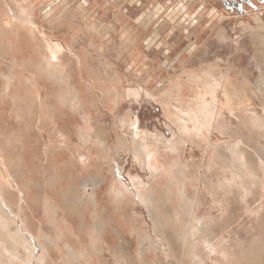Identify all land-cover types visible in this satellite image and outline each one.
<instances>
[{"label": "rangeland", "instance_id": "1", "mask_svg": "<svg viewBox=\"0 0 264 264\" xmlns=\"http://www.w3.org/2000/svg\"><path fill=\"white\" fill-rule=\"evenodd\" d=\"M109 2L0 0V264H264V130L246 126L264 118V0ZM116 9L135 25L142 20L136 39L124 37ZM13 41L24 63L12 60ZM51 43L63 44L65 75L48 70ZM187 69L228 76L236 105L249 111L223 114V126L214 120L199 132L189 116L202 115L193 94H175L171 105L152 95ZM116 71L114 109L97 82H114ZM79 87L90 91L81 103ZM136 129L156 136L168 174H152ZM132 178L145 179L147 203ZM115 179L130 199L113 196Z\"/></svg>", "mask_w": 264, "mask_h": 264}, {"label": "bare ground", "instance_id": "2", "mask_svg": "<svg viewBox=\"0 0 264 264\" xmlns=\"http://www.w3.org/2000/svg\"><path fill=\"white\" fill-rule=\"evenodd\" d=\"M97 1V0H96ZM206 1H208V0H206ZM25 2H26V0H25ZM29 2V1H28ZM14 3H16V2H14ZM86 3H88V0H86ZM108 3L110 4V2H109V0H108ZM108 3H106V6H109V4ZM195 3V2H194ZM209 3V2H208ZM220 4V3H219ZM21 5H23V6H25V3L24 4H21ZM95 5H97V4H95ZM192 5V4H191ZM213 5V4H212ZM18 6V5H17ZM184 6H186V5H184ZM214 6V5H213ZM218 6V5H217ZM82 7V6H81ZM85 7V6H84ZM183 7V6H182ZM20 8V7H19ZM47 8V7H46ZM21 9V8H20ZM83 9V8H82ZM85 10H83V11H85L86 12V8H84ZM94 9V8H93ZM217 9V8H216ZM106 10V9H105ZM205 11L207 10V8L206 9H204ZM26 11V10H25ZM24 11V12H25ZM96 11V10H95ZM200 11V10H199ZM204 11V12H205ZM213 11V10H212ZM216 11V10H215ZM18 12V11H17ZM22 12V11H21ZM33 12V11H32ZM79 12V11H78ZM90 12V11H89ZM108 12V11H107ZM180 12H183V11H180ZM211 12V11H210ZM209 12V13H210ZM214 12V11H213ZM28 13V12H27ZM82 13V12H81ZM179 13V12H178ZM178 13H176V14H178ZM4 14V13H3ZM23 14V13H22ZM21 14V15H22ZM33 14V13H32ZM48 14V13H47ZM78 14V13H77ZM83 14H85V13H83ZM86 14H88V13H86ZM92 14V13H91ZM105 14V13H104ZM133 14V13H132ZM191 14V13H190ZM201 14V13H200ZM199 14V15H200ZM214 14V13H213ZM30 15H31V13H30ZM34 15V14H33ZM108 15V14H107ZM115 15H116V19L118 20V21H120V23L123 25L124 24V27L126 28V33H125V36L124 37H126V38H129L130 40H133V39H136L138 36H139V34L141 33V30H140V24L142 23V20L141 19H138V23L135 25L130 19H129V17L125 14V13H123L121 10H118V9H116L115 10ZM182 15V14H181ZM180 15V16H181ZM198 15V16H199ZM19 16V15H18ZM38 16V15H37ZM89 16V15H88ZM91 16V15H90ZM201 16H202V14H201ZM31 17V16H30ZM81 17V16H80ZM85 17H87V16H85ZM96 17V16H95ZM84 18V17H83ZM82 18V19H83ZM114 18V17H113ZM213 18V17H212ZM8 19V18H7ZM21 19H24L25 20V18H21ZM32 19V18H31ZM30 19V20H31ZM39 19H41V18H39ZM81 19V18H80ZM81 19V20H82ZM198 19V18H197ZM178 20V19H177ZM10 21V20H9ZM27 21V20H26ZM31 21H33V19L31 20ZM145 21V20H144ZM14 22V21H13ZM22 22H24V21H22ZM37 22V21H36ZM39 22V21H38ZM82 22V21H81ZM147 22H149V19L147 20ZM17 23V22H16ZM140 23V24H139ZM151 23V22H150ZM196 23H197V21H196ZM1 24V23H0ZM19 24L21 25V22H19ZM35 24V23H34ZM41 24V23H40ZM90 24V23H89ZM17 25H18V23H17ZM84 25V24H83ZM85 25H86V23H85ZM16 26V25H15ZM26 26V25H25ZM79 26H81L80 24H79ZM144 26V25H143ZM19 27H22V26H19ZM31 27V26H30ZM82 27V26H81ZM80 27V28H81ZM103 27H104V25H103ZM117 27V26H116ZM150 27V26H149ZM12 28V27H11ZM15 28H17V27H15ZM42 28V27H41ZM94 28V26H89L88 28H86L87 29V33H89V35L91 36V43H94V44H96V45H98L99 47L101 46V44H98V42H96L95 40H94V38H93V35H94V32H93V30L95 29H93ZM102 28V27H101ZM113 28V27H112ZM147 28V27H146ZM105 29H106V27H105ZM104 29V30H105ZM31 30V29H30ZM39 30H40V27H39ZM75 30V29H74ZM79 29H77L76 28V30L74 31V34L75 33H78V35L80 34L79 33V31H78ZM99 30H101V29H99ZM98 30V31H99ZM110 30V29H109ZM118 30V29H117ZM12 31V30H11ZM43 31V30H42ZM85 31V30H84ZM95 31V30H94ZM111 31V30H110ZM143 31H145V30H143ZM32 33V32H31ZM39 33V32H38ZM42 33V32H41ZM83 33V32H82ZM85 33V32H84ZM100 33V32H99ZM103 33V32H102ZM145 33V32H144ZM143 33V34H144ZM111 34V33H110ZM116 34H117V32H116ZM142 34V35H143ZM149 34V33H148ZM44 35V34H43ZM46 35V34H45ZM40 36H41V34H40ZM80 36V35H79ZM82 36V35H81ZM86 36V35H85ZM42 37V36H41ZM88 37V36H87ZM107 37V36H106ZM105 37V38H106ZM123 37V36H122ZM125 38V39H126ZM52 39V38H51ZM124 39V38H123ZM34 40V39H33ZM54 40V39H53ZM52 40V41H53ZM89 40V41H90ZM99 40V39H98ZM118 40V39H117ZM122 40V39H121ZM120 40V41H121ZM104 41V40H103ZM137 41V40H136ZM135 41V42H136ZM139 41V40H138ZM10 42V41H9ZM55 42V41H54ZM62 42V41H61ZM87 42V41H86ZM110 42V41H109ZM47 43V42H46ZM120 43V42H119ZM130 43H131V41H130ZM133 43V42H132ZM122 44V43H121ZM124 44V43H123ZM142 44V43H141ZM63 45V44H62ZM60 43H55V44H48L47 45V47H46V49H47V54H48V56H47V58H48V70H50V71H52V72H54V73H57V74H60V75H65V73H66V71H67V67H65V66H63V65H61L60 63V58L62 57V55H61V53L63 52V46H62ZM93 46V45H92ZM92 46H90V47H92ZM95 46V45H94ZM111 46V45H110ZM119 46V45H118ZM132 46V45H131ZM149 46V45H148ZM68 47V46H67ZM136 47V46H135ZM138 47V46H137ZM36 48V47H35ZM98 48V47H97ZM102 47H100V49H101ZM113 47H111V49H112ZM115 48V47H114ZM113 48V49H114ZM120 48V47H119ZM124 48V47H123ZM8 49H9V51H11L12 52V60L13 61H16V62H22V63H24V61L25 60H23V58L21 57H19V55L18 54H20V53H18V52H20V47H19V44L17 43V41H13V42H11V43H9V46H8ZM66 49V48H65ZM69 49V48H68ZM112 49V50H113ZM126 49V48H125ZM124 49V50H125ZM35 50V49H34ZM94 50V49H93ZM105 50V49H104ZM107 50V49H106ZM127 50V49H126ZM65 51V50H64ZM111 51V50H110ZM115 51H116V48H115ZM120 51V50H119ZM134 51V50H133ZM122 52V51H121ZM132 52V51H131ZM33 53H34V51H33ZM118 53V52H117ZM130 53V52H129ZM71 54H73V53H71ZM131 54V53H130ZM25 54H23V56H24ZM34 55V54H33ZM32 55V56H33ZM107 55V54H106ZM75 56V55H74ZM76 56H77V54H76ZM75 56V57H76ZM118 56V55H117ZM127 56V55H126ZM30 57H31V55H30ZM29 57V58H30ZM79 57V56H78ZM78 57L77 58H75V59H78ZM128 57V56H127ZM85 58V57H84ZM132 58V57H131ZM130 58V59H131ZM129 59V60H130ZM85 60V59H84ZM113 60V59H112ZM146 60V59H145ZM76 61H78V60H76ZM143 61V60H142ZM9 62V61H8ZM113 62H115V61H113ZM145 62H148V61H145ZM152 62V61H151ZM47 63V62H46ZM84 63V67L85 68H87L88 67V65H87V63L86 62H83ZM124 63V62H123ZM139 63V62H138ZM137 63V64H138ZM11 64V63H10ZM17 64V63H16ZM78 64H79V62H78ZM13 65V64H12ZM80 65V64H79ZM117 65H118V63H117ZM89 67H90V65H89ZM134 67H136V66H134ZM143 67V66H142ZM185 67V66H184ZM80 67H78V69H79ZM25 69V68H24ZM88 69V68H87ZM128 69V68H127ZM196 69V68H195ZM28 70V69H27ZM47 70V71H48ZM134 70H136V68L134 69ZM139 70V69H138ZM148 70H149V68H148ZM163 70V69H162ZM80 71V70H79ZM144 71V70H143ZM157 71V70H156ZM185 71V70H184ZM213 71V70H212ZM137 72V71H136ZM135 72V73H136ZM148 72V71H147ZM164 72V71H163ZM33 73V72H32ZM79 73H81V72H79ZM139 73V72H138ZM150 73H152V72H150ZM212 73H214V72H212ZM219 73V72H218ZM35 74V73H34ZM130 74V73H129ZM137 74V73H136ZM142 74V73H141ZM140 74V75H141ZM7 75V74H6ZM132 75V74H131ZM144 75V74H143ZM149 75V74H148ZM156 75V74H155ZM158 75V74H157ZM21 76V75H20ZM39 76V75H38ZM31 77H33V76H31ZM30 77V78H31ZM81 77V76H80ZM144 77V76H143ZM146 77V76H145ZM152 77V76H151ZM226 77H228V76H225V80L224 81H222L221 80V78H222V76H218V75H216V74H211V73H208V72H205V71H202V72H195V71H191V70H188L187 69V71H185V73H184V75H181V76H178L176 79H174V81L172 82L173 84L172 85H170L171 87H170V89L168 90V92H166L165 94H163V92H159V93H156V92H154L155 94H152L153 96L154 95H157L159 98L160 97H162L163 99H165V103L166 104H169V105H171L170 104V102H169V100H167L168 98H171L173 95H177L178 97H180L181 99L182 98H184V95L186 96L188 93H190V94H193L192 96H194L193 97V99H191V101H190V103H192L193 105H195V106H197L199 109H200V111H201V113H202V115H200V117H196V118H194L193 116H191V114L189 115L190 116V118H191V120L192 121H194L196 124H197V129H198V131L199 132H201L202 134L204 133V128H206V125L208 124V123H210L211 124V122L212 121H216L217 122V124H218V126L219 127H221V126H223V125H221V123H222V120L221 119H219V117H222L223 116V114L225 115V114H229V115H236V116H241L242 114H243V111H249V109H247L246 107H240V106H237L236 105V100H237V97L235 96V94H234V92H233V89L231 88V86H230V80L228 79V78H226ZM40 78V77H39ZM141 78V77H140ZM10 79H12L13 80V76L11 75V76H9V77H7V88H9L10 87V84L9 83H11L12 81H9ZM20 79V78H19ZM21 79H23V77H21ZM21 79H20V81H21ZM33 79V78H32ZM142 79H144V78H142ZM141 79V80H142ZM148 79H150V78H148ZM31 80V79H30ZM83 80V79H82ZM85 80H87V79H85ZM26 81V80H25ZM25 81H23V82H25ZM31 81H33V80H31ZM30 81V82H31ZM88 81V80H87ZM96 81H98V80H96ZM112 81V80H111ZM113 81L114 82H109V81H107V80H105V81H98L97 82V84H99L100 85V88H102V91H103V95H104V99H103V101H104V103L106 104V106L108 105H110V106H112V108H114L113 107V103H117L118 102V100H120L121 101V99H120V97H121V94H120V91H119V89L117 88V84H119V83H116L115 84V81L116 82H120L121 81V78H120V76H119V74H118V72L116 71L115 72V77H114V79H113ZM159 81V80H158ZM29 82V83H30ZM91 82V81H90ZM16 83H19L18 81L16 82ZM28 83V82H27ZM26 83V84H27ZM51 83V82H50ZM121 83V82H120ZM123 84H124V82H122ZM164 83H166V82H164ZM163 83V84H164ZM15 84V83H14ZM25 84V83H24ZM92 84V83H91ZM155 84V83H154ZM27 85H29V84H27ZM33 85V84H32ZM168 85V84H167ZM21 86H23V85H21ZM123 86V85H122ZM155 86V85H154ZM24 87V86H23ZM34 87V86H33ZM42 87V86H41ZM94 87V86H93ZM120 87V86H119ZM161 87H162V85H161ZM25 88H26V86H25ZM149 88V87H148ZM147 88V89H148ZM116 89V90H115ZM159 89V88H158ZM30 90V89H29ZM150 90V89H149ZM156 90V89H155ZM154 90V91H155ZM41 91V90H40ZM42 91H43V89H42ZM151 91V90H150ZM37 93V92H36ZM39 93V92H38ZM37 93V94H38ZM130 93V92H129ZM132 93H135V92H131V94ZM43 94V93H42ZM82 94H90V91L89 90H81V88L79 87L78 88V91H77V95H76V101L78 102V103H81V98H83V97H81V95ZM136 94V93H135ZM39 95V94H38ZM28 96V95H27ZM41 96V95H40ZM52 97V96H51ZM50 97V98H51ZM208 97L210 98V99H208ZM49 98V99H50ZM38 99V98H37ZM39 99H40V97H39ZM125 99V98H124ZM179 99V98H178ZM31 100V99H30ZM28 101V100H27ZM33 102V101H32ZM40 102V101H39ZM84 102H86V101H84ZM53 103V102H52ZM124 103V102H123ZM34 104V103H33ZM35 104H36V102H35ZM34 104V105H35ZM39 104V103H38ZM86 104V103H85ZM91 104H93V103H91ZM45 105V104H44ZM88 105V104H87ZM86 105V107H88ZM94 105V104H93ZM118 105V104H117ZM116 105V106H117ZM38 106V105H37ZM36 107V106H35ZM41 107V106H40ZM45 107V106H44ZM57 107H58V105H57ZM61 107V106H60ZM92 107V106H91ZM118 107V106H117ZM121 108V107H120ZM119 108V109H120ZM92 109V108H91ZM115 109V108H114ZM119 109H117V111L119 112L120 110ZM122 109V108H121ZM90 110V109H89ZM131 110V109H130ZM192 110H194V109H192ZM191 110V111H192ZM195 111V110H194ZM86 112V111H85ZM94 112V111H93ZM92 112V113H93ZM132 110H131V113L130 114H132ZM176 113V112H175ZM199 113V112H198ZM200 113V114H201ZM28 114V113H27ZM40 114V113H39ZM129 114V113H128ZM130 114H129V117H130ZM87 115H89V114H87ZM136 114H134V116H135ZM176 116L178 117V114L176 113ZM195 116V115H194ZM250 117H252V114L250 115ZM132 118V117H131ZM88 119V118H87ZM130 119V118H129ZM178 119H180L179 117H178ZM40 120V119H39ZM50 120H52V118L50 119ZM69 120V119H68ZM72 120V119H71ZM123 120H126L125 118L123 119ZM122 120V121H123ZM261 120H263V121H257V120H250V122H248L247 124H246V126H248V127H254V128H259V129H263L264 130V118L263 119H261ZM54 121V120H53ZM73 121V120H72ZM71 121V122H72ZM122 121H120V122H122ZM130 121V120H129ZM52 122V121H51ZM70 122V123H71ZM116 122V121H115ZM54 123V122H53ZM64 123V122H63ZM87 123H88V121H87ZM127 123V122H126ZM55 124H57V122L55 123ZM55 124H53V126L55 125ZM65 125H66V123H64ZM68 124H69V122H68ZM121 124V123H120ZM136 121H133V123L132 124H130V125H133L134 127H136ZM139 124H140V121H139ZM209 124V125H210ZM52 124H50V126H51ZM59 125V124H58ZM57 125V126H58ZM63 126V129H64V127H66V129H68L67 128V126ZM124 125H125V123H124ZM60 126V125H59ZM126 126V125H125ZM56 127V126H55ZM60 127H62V126H60ZM88 127V126H87ZM87 127H86V129H87ZM49 128V127H48ZM58 127H56V129H57ZM53 129H55V128H53ZM55 129V130H56ZM65 129V130H66ZM207 129V128H206ZM59 130V129H58ZM89 130V129H88ZM134 130V129H133ZM136 130H137V132H136ZM134 132H132L133 134H135L134 136H137V135H139L140 136V132H138V129H136ZM54 131V130H53ZM68 131H69V129H68ZM44 132V131H43ZM65 132V131H64ZM66 132H67V130H66ZM45 133V132H44ZM58 133V132H57ZM86 133V132H85ZM89 133H90V131H89ZM205 134V133H204ZM46 135V134H45ZM139 136H137V137H139ZM45 137V136H44ZM63 137V136H62ZM155 137L156 136H144L143 138L141 137H139V139H142L143 140V143H144V149L146 150V159H147V163H148V165H149V168H150V170H151V172H152V174L155 176V177H157V176H164L166 173L168 174V167L164 164V163H162V161H161V157H162V154L160 153L161 152V150H160V147H158V143L156 144V141L158 140H155ZM134 138V137H133ZM136 138V137H135ZM158 138V137H157ZM160 138V137H159ZM46 139V138H45ZM84 140H86V139H84ZM133 140V139H132ZM136 140V139H135ZM126 141V140H125ZM140 141V140H139ZM139 141L137 140V143H139ZM135 142V141H134ZM89 143V142H88ZM167 143V142H166ZM24 145V144H23ZM22 145V146H23ZM155 145V147H156V149H154L153 148V146ZM142 147V146H141ZM69 148V147H68ZM162 148V147H161ZM175 149V148H174ZM173 149V150H174ZM69 150V149H68ZM176 151V150H175ZM70 152V151H69ZM144 152V151H143ZM50 153H51V151H50ZM47 155V154H46ZM71 155V154H70ZM71 156H73V153H72V155ZM74 156H75V154H74ZM135 156H137V155H135ZM139 156V155H138ZM88 157V156H87ZM87 157H85V159L87 158ZM137 158H139V157H137ZM81 159V158H80ZM140 159V158H139ZM72 160H73V158H72ZM71 160V161H72ZM2 162V161H1ZM84 162V161H83ZM89 162V161H88ZM3 164V163H2ZM81 164V163H80ZM88 164V163H87ZM90 165V164H89ZM84 170V169H83ZM7 171V170H6ZM8 172V171H7ZM132 175V174H131ZM113 176V175H112ZM10 179V178H9ZM145 180V179H144ZM144 180L143 179H141V178H132V181H133V184H134V186L136 187V190H137V193H138V196H139V198H141L140 200H142L143 202H145V203H147V197H148V195H149V193H147L146 191L149 189L148 188V186L145 184V182H144ZM3 181V180H2ZM1 181V182H2ZM16 181V180H15ZM116 183L114 184V186L111 188V192H112V194H113V196L114 197H120L121 199H122V197L125 199H130L133 195L131 194V192L129 191V187H127V185L125 184V183H123L122 181H119V179L118 180H114ZM0 182V183H1ZM4 183V182H3ZM2 183V184H3ZM5 184H6V186L5 187H7V190H9L8 191V193H10L11 195H12V193H13V191H12V182L11 181H9L7 178H5ZM1 186H4V185H1ZM16 186H17V184H16ZM133 186V187H134ZM150 186V185H149ZM4 187V188H5ZM3 188L1 187V190H2ZM4 190V189H3ZM2 190V191H3ZM132 190V189H131ZM1 191V192H2ZM20 191V190H19ZM135 192V191H134ZM21 193V192H20ZM9 194V195H10ZM24 194V193H23ZM26 194V193H25ZM20 195V194H19ZM27 195V194H26ZM25 195V196H26ZM2 196H4L3 194H2ZM99 196V195H98ZM7 197V196H6ZM19 198H20V203L18 204V208H19V210H21L20 208H22L23 207V205H22V197L21 196H19ZM95 199V201H97V197H94ZM135 198V197H134ZM26 199V198H25ZM25 199H23V200H25ZM6 200L10 203V204H12V202L10 201V199L8 198H6ZM5 201V200H4ZM3 201V202H4ZM19 202V201H18ZM102 202V201H101ZM0 204H1V202H0ZM27 205V204H26ZM11 206V205H10ZM1 205H0V211H1ZM27 211V210H26ZM25 211V212H26ZM23 212V211H22ZM4 214V213H3ZM7 216H8V214H6ZM2 216V215H1ZM21 216H22V214H21ZM5 217V215L4 216H2V218L3 219H5L4 218ZM23 217V216H22ZM7 218H9V217H7ZM26 219H24V221H25ZM24 223V222H23ZM26 224V223H25ZM28 224V223H27ZM27 226V225H26ZM21 229V228H20ZM26 229V228H25ZM27 230V229H26ZM30 231V230H29ZM22 232L23 231H21V230H19V233L22 235ZM37 237H39V238H42V236H40V234L38 233L37 234ZM39 238H38V240H39ZM192 243V242H191ZM51 245V244H50ZM193 245V244H192ZM51 247H52V245H51ZM7 248V247H6ZM48 250H52L51 248H48V249H45V252H43V254H41L40 255V257H39V262H45V261H48V258H49V251ZM6 252H8L7 254L9 255V256H11V258H15V259H18L19 258V256H12V254H11V252L8 250V249H6ZM23 261V260H22ZM25 264H26V262L25 261H23Z\"/></svg>", "mask_w": 264, "mask_h": 264}, {"label": "crops", "instance_id": "3", "mask_svg": "<svg viewBox=\"0 0 264 264\" xmlns=\"http://www.w3.org/2000/svg\"><path fill=\"white\" fill-rule=\"evenodd\" d=\"M7 91H8V90H7ZM7 94H8V96H9V95L11 96L10 92H8ZM51 253L53 254V252H50V254H51ZM54 259H55V258H53L52 260H54Z\"/></svg>", "mask_w": 264, "mask_h": 264}, {"label": "water", "instance_id": "4", "mask_svg": "<svg viewBox=\"0 0 264 264\" xmlns=\"http://www.w3.org/2000/svg\"><path fill=\"white\" fill-rule=\"evenodd\" d=\"M233 1V0H232Z\"/></svg>", "mask_w": 264, "mask_h": 264}]
</instances>
